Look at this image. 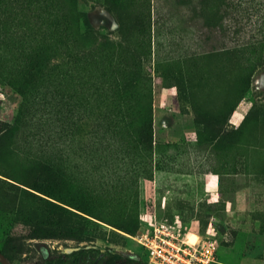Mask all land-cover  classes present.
Returning <instances> with one entry per match:
<instances>
[{"label": "rangeland", "instance_id": "1", "mask_svg": "<svg viewBox=\"0 0 264 264\" xmlns=\"http://www.w3.org/2000/svg\"><path fill=\"white\" fill-rule=\"evenodd\" d=\"M45 157L60 234L24 230L53 210L23 191L45 197ZM154 215L264 264V0H0V248L146 263Z\"/></svg>", "mask_w": 264, "mask_h": 264}, {"label": "trees", "instance_id": "2", "mask_svg": "<svg viewBox=\"0 0 264 264\" xmlns=\"http://www.w3.org/2000/svg\"><path fill=\"white\" fill-rule=\"evenodd\" d=\"M121 24H122V21H121ZM40 162H41V168L43 169V172H45V180H47V183H45V186H46L45 191H43L42 189L38 187H35L34 185L31 187L44 193L45 197L39 196L36 193L28 189H23V191L27 195L38 198L40 201H44L45 203L51 205L53 207V210H51V215L49 216L42 212L40 213L29 212L30 211L29 209L27 210L23 208L26 213L25 219L27 223L29 224V226L24 228V230L28 232H38V231L44 230L45 225H50V226L54 225L57 228V232L61 233L62 227L61 225L59 226V223H63V219L60 218L59 212L61 213L69 212V210L67 207L63 206L62 204L46 198V196L47 197L49 196V197H53L54 199H57V201H62L59 197H57V193L56 191H54L55 188L53 186L54 180L56 179V176L60 170L54 168L57 165L54 166L52 159L45 157V160L40 161ZM77 209L91 216H95L93 215V213L85 211L82 207H77ZM52 213L55 215H53ZM75 214L77 216H80L79 213H75ZM95 217H98V216H95ZM136 225H137V222H136ZM123 226L130 227V224L125 223ZM67 229L68 231H70L72 236L76 232L75 225H70ZM14 235H15L14 232H11L9 234V238L14 237ZM55 236L62 237L65 235H61V236L55 235ZM0 250L4 253V255L7 257V259L11 263L15 264L10 259L9 249L7 245H4V247L0 248ZM32 264H143V262H142V259L139 258L137 254L135 253L125 255V254H121L113 250L101 251L93 247H78L71 251H54V252L48 253L46 255L40 256Z\"/></svg>", "mask_w": 264, "mask_h": 264}, {"label": "built area", "instance_id": "3", "mask_svg": "<svg viewBox=\"0 0 264 264\" xmlns=\"http://www.w3.org/2000/svg\"><path fill=\"white\" fill-rule=\"evenodd\" d=\"M188 231L166 218L154 215L139 223L133 235L153 264H214L217 244L201 234L196 241H189Z\"/></svg>", "mask_w": 264, "mask_h": 264}, {"label": "water", "instance_id": "4", "mask_svg": "<svg viewBox=\"0 0 264 264\" xmlns=\"http://www.w3.org/2000/svg\"><path fill=\"white\" fill-rule=\"evenodd\" d=\"M73 249H71V250H73ZM0 263L1 264H13L7 259V257L4 255V253L1 250H0ZM143 264H153V263L146 262V263H143Z\"/></svg>", "mask_w": 264, "mask_h": 264}, {"label": "bare ground", "instance_id": "5", "mask_svg": "<svg viewBox=\"0 0 264 264\" xmlns=\"http://www.w3.org/2000/svg\"><path fill=\"white\" fill-rule=\"evenodd\" d=\"M199 237L198 233H195V232H189L187 234V238L189 241L193 242V241H196V239Z\"/></svg>", "mask_w": 264, "mask_h": 264}]
</instances>
